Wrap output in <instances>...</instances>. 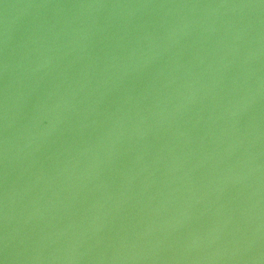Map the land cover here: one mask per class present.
Segmentation results:
<instances>
[{
	"label": "water",
	"instance_id": "water-1",
	"mask_svg": "<svg viewBox=\"0 0 264 264\" xmlns=\"http://www.w3.org/2000/svg\"><path fill=\"white\" fill-rule=\"evenodd\" d=\"M0 264H264V0H0Z\"/></svg>",
	"mask_w": 264,
	"mask_h": 264
}]
</instances>
